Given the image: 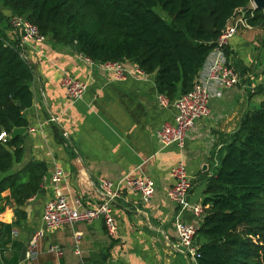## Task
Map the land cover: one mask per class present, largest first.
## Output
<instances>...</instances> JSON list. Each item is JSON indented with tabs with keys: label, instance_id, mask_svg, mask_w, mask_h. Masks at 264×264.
Instances as JSON below:
<instances>
[{
	"label": "crops",
	"instance_id": "crops-1",
	"mask_svg": "<svg viewBox=\"0 0 264 264\" xmlns=\"http://www.w3.org/2000/svg\"><path fill=\"white\" fill-rule=\"evenodd\" d=\"M0 13L12 14L2 0ZM3 33L20 46L34 72L33 104L25 110L29 127L23 135L24 158L14 164L12 172L22 171L35 160L47 165L40 192L25 205L14 204L0 214V222L13 224L18 220V207L26 212V219L14 224L12 238L25 244L43 225L44 206L56 197L52 176L57 168L66 175L59 183L62 193L80 207H95L102 201L101 179L117 182L127 176H149L156 186L149 202L139 193L122 188L114 206L116 236L108 234L102 220L51 229L40 241L38 255L26 256L22 262L19 257L17 264H192L175 249L178 207L168 198L174 183L172 169L180 162L187 167L193 181L191 207L181 218L200 228L203 217L194 214L193 206H202L208 182L245 114L264 101L260 91L264 87L262 31L242 28L231 40L228 57L241 81L211 100L210 116L197 120L183 149L163 146L158 138L159 129L172 123L177 111L174 106L158 104L156 73L118 81L112 71L104 70L103 62L81 61L75 47L47 38L40 43L24 42L14 26L3 28ZM124 63L127 68L135 64ZM65 72L88 84L81 100L73 101L66 94L62 87ZM76 230L83 232L79 251L74 240ZM12 255L8 245L3 256L10 259ZM0 264H4L1 249Z\"/></svg>",
	"mask_w": 264,
	"mask_h": 264
},
{
	"label": "trees",
	"instance_id": "trees-1",
	"mask_svg": "<svg viewBox=\"0 0 264 264\" xmlns=\"http://www.w3.org/2000/svg\"><path fill=\"white\" fill-rule=\"evenodd\" d=\"M251 0H2L11 15L33 22L43 36L75 47L94 61H131L157 74L158 91L170 100L193 89L200 69L228 24ZM168 15L165 18L157 8ZM250 23L262 31L264 10ZM0 13V25L12 26ZM0 27V134L28 128L25 110L33 104L34 72L19 45ZM228 53V51H227ZM264 94V87L260 89ZM20 105L25 107L22 110ZM24 158V136L0 140V214L23 206L40 192L47 172L43 160L12 172ZM13 224L0 222L4 264H17L24 243L12 238L26 212ZM197 231V264H264V101L244 116L209 180ZM10 245L13 255L4 258Z\"/></svg>",
	"mask_w": 264,
	"mask_h": 264
},
{
	"label": "built area",
	"instance_id": "built-area-1",
	"mask_svg": "<svg viewBox=\"0 0 264 264\" xmlns=\"http://www.w3.org/2000/svg\"><path fill=\"white\" fill-rule=\"evenodd\" d=\"M255 8H257L256 2L251 0L247 9L234 18L221 32L215 48L200 69L192 90L175 100H170L165 94L158 93L157 102L159 105L163 107L174 106L177 111L175 120L172 123H165L158 131V138L163 146L177 145L181 149L185 148L188 133L197 120L210 116L211 100L216 96H222L224 88H234L239 85L241 76L231 64L227 50L231 40L242 28H254L249 20L254 16L253 10ZM11 24L21 31L24 42L35 41L40 43L46 40L37 25L22 16L11 15ZM78 55L81 61L89 64L96 63L92 58L82 53ZM103 68L112 71L118 81L147 76V73L137 64L127 68L124 61H107L103 63ZM62 87L73 101L81 100L88 91L86 82L72 77L67 72L63 76ZM9 138L10 135L6 131H2L0 140ZM172 176L174 183L169 189L168 198L178 207V215L175 221L177 230L175 249L185 254L192 264H197L199 256V244L196 242L198 228L181 218L183 212L191 207L189 198L193 181L183 162L178 163L172 169ZM65 177L64 170L61 168H57L52 176L53 191L56 197L47 200L44 206L43 225L32 234L29 241L27 251L29 258L38 255L39 243L46 232L51 229L64 226L74 227L78 223L91 224L96 220H102L108 234L116 236L118 224L114 214V206L122 196V188L127 187L139 193L144 202H149L156 192L155 183L149 176H127L117 182L101 179L99 191L103 195L102 201L95 207H80L77 202H71L62 193L59 183ZM193 212L198 217H203L202 206H193ZM74 240L76 249L79 251L83 232L76 230ZM54 249L52 248V250Z\"/></svg>",
	"mask_w": 264,
	"mask_h": 264
},
{
	"label": "water",
	"instance_id": "water-1",
	"mask_svg": "<svg viewBox=\"0 0 264 264\" xmlns=\"http://www.w3.org/2000/svg\"><path fill=\"white\" fill-rule=\"evenodd\" d=\"M255 2H256L257 8H261L264 10V0H255ZM20 107L22 108V110H25V107L23 105H20ZM26 132H27V128H14L12 134L10 135V138L13 139L17 136L24 135ZM30 239L25 242L22 248L21 255H20L21 262L26 259Z\"/></svg>",
	"mask_w": 264,
	"mask_h": 264
},
{
	"label": "rangeland",
	"instance_id": "rangeland-1",
	"mask_svg": "<svg viewBox=\"0 0 264 264\" xmlns=\"http://www.w3.org/2000/svg\"><path fill=\"white\" fill-rule=\"evenodd\" d=\"M157 10L165 17L168 19V15L166 13H164L163 11L160 10V8L158 7ZM260 56H263V60H264V52H260ZM13 205H11L12 207Z\"/></svg>",
	"mask_w": 264,
	"mask_h": 264
}]
</instances>
